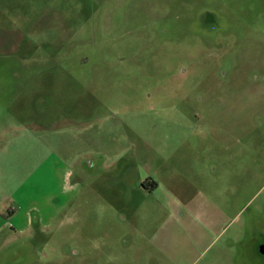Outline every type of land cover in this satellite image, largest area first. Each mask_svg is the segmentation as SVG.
<instances>
[{
  "label": "rangeland",
  "instance_id": "obj_1",
  "mask_svg": "<svg viewBox=\"0 0 264 264\" xmlns=\"http://www.w3.org/2000/svg\"><path fill=\"white\" fill-rule=\"evenodd\" d=\"M251 237L264 0H0V264H259Z\"/></svg>",
  "mask_w": 264,
  "mask_h": 264
},
{
  "label": "flooded vegetation",
  "instance_id": "obj_2",
  "mask_svg": "<svg viewBox=\"0 0 264 264\" xmlns=\"http://www.w3.org/2000/svg\"><path fill=\"white\" fill-rule=\"evenodd\" d=\"M142 186L143 187L150 186L152 187L153 190L154 188H156L157 185L155 183H150L145 181V183H143ZM244 247L246 249L245 251L246 254H248V256L254 255L256 258H258L259 264H264V238L251 237L244 242Z\"/></svg>",
  "mask_w": 264,
  "mask_h": 264
}]
</instances>
